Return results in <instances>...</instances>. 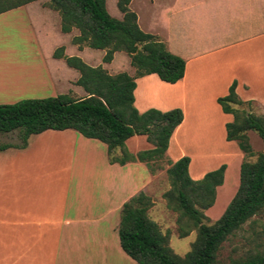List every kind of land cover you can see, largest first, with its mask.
<instances>
[{"label":"crops","instance_id":"1","mask_svg":"<svg viewBox=\"0 0 264 264\" xmlns=\"http://www.w3.org/2000/svg\"><path fill=\"white\" fill-rule=\"evenodd\" d=\"M190 1L191 4L174 7L171 16L195 8V0ZM197 1L215 4L210 16L217 17L216 27H206L205 35L220 41L195 52H187L186 47L180 52L170 50L186 59L183 77L175 83L164 82L156 74L138 77L133 92L134 106L140 113L150 108L163 112L182 110V122L173 131L165 156L172 154L171 162L189 156V174L195 180L226 164L223 162L228 158H237L240 169L244 159L237 143L226 140L225 125L233 116L224 113L217 102L218 97L227 94L233 81L240 99L252 102L246 109L256 115L264 114V0ZM146 2L152 4L153 0H131L128 6L136 13L139 27L157 36L158 30L143 27L137 9ZM43 25L45 35H51L54 29L49 18ZM168 25L172 29H167L169 38L165 45L175 49L174 44L186 40V36L174 33L176 28L184 33L181 27ZM59 31L67 34L61 28ZM72 39L70 43L64 40L49 46L51 68L42 55L41 69L33 70L38 76L34 86L57 87L64 82L62 94L85 97L87 93L77 84L79 72L67 63L71 56L93 67L110 66V74L126 72L119 70L125 68L128 59L124 63L117 61L118 52L104 62L105 50L90 51V47H80ZM98 52H102V65L95 64L93 54ZM62 71L71 76L64 78ZM180 137L186 144L199 147L181 148ZM217 141L225 148H213ZM3 143L12 146L0 150V264H137L120 246V211L131 197L153 192L155 171L138 160L111 162L106 144L73 129L32 134L23 147L20 142ZM151 147L144 135H133L125 141V149L131 154ZM121 151L116 149L114 155ZM197 157L200 163L215 164L193 173L191 168ZM228 166L223 183L216 188V202L221 192L225 203L233 197L232 187H226L225 182ZM237 185L236 181L234 189Z\"/></svg>","mask_w":264,"mask_h":264},{"label":"trees","instance_id":"2","mask_svg":"<svg viewBox=\"0 0 264 264\" xmlns=\"http://www.w3.org/2000/svg\"><path fill=\"white\" fill-rule=\"evenodd\" d=\"M34 1L37 0H0V14ZM130 1L116 0L122 14L116 18L108 13L106 0H48V6L59 13L61 31L78 30L72 39L74 43L105 50L104 62H109L115 52H124L134 73L110 74L102 66H90L77 56L67 57V63L79 72L77 84L87 95L73 98L58 94L0 104L1 134L17 130L19 146L23 147L32 134L48 129H73L106 144L111 162L124 164L138 160L155 171L153 163L165 156L183 112L180 108L164 112L150 108L140 113L134 106L135 80L156 74L164 82L175 83L184 75L186 59L171 52L156 35L139 27L136 13L129 9ZM217 102L224 113L233 116L225 125L226 140L235 141L244 154L238 188L222 215L207 224L205 211L215 202L216 188L223 183L226 164L195 180L189 174V156L169 161L166 173L170 188L163 198L167 208L177 213L179 236L195 230L196 238L184 256L174 253L168 245V236L148 214L153 204L151 198L140 192L123 204L118 226L120 246L137 264H264V248L229 258L227 262L218 259L221 244L246 221L264 212V150L254 160L245 159L254 155L248 131L260 136L264 148V114L256 115L246 109L252 102L240 99L235 81ZM133 135L146 136L152 147L129 153L125 141ZM10 146L0 144V150ZM118 148L121 154L115 156Z\"/></svg>","mask_w":264,"mask_h":264},{"label":"rangeland","instance_id":"3","mask_svg":"<svg viewBox=\"0 0 264 264\" xmlns=\"http://www.w3.org/2000/svg\"><path fill=\"white\" fill-rule=\"evenodd\" d=\"M176 1V0H153L152 4H145L143 7H137L139 14L142 17V24L144 28L158 30V37L163 39L165 44L168 43L166 32L172 29L167 24L171 23L172 26L181 27L179 33L178 28L175 29L177 36H186V40H178L175 52H180L181 49L186 47L187 52H195L217 44L220 39H215L205 35L206 27L209 29L214 28L217 22V17L210 16L212 6L215 4H206L195 0V8L189 10L186 14H175L171 16L170 12L175 9L177 5L183 3L191 4L190 0ZM178 2V3H177ZM133 7H135L133 5ZM106 9L108 13L116 18H121V13L117 8L116 0H106ZM49 12V14H48ZM167 14L170 16L167 18ZM49 18L52 22L53 30L51 35L47 36L44 33L45 25H43ZM214 23V25H213ZM168 29V30H167ZM60 16L57 11H54L48 6V0H37L32 4L15 8L0 14V104L15 103L24 99L44 98L47 96H56L62 94L66 84L62 82L60 86L53 87H38L33 83L38 81V76H34L33 70L35 68L41 69L42 55L44 56L49 67L48 54L49 46L58 44L65 40L70 43L71 39L78 34L77 29H72L66 35L60 31ZM24 33V34H23ZM205 37V38H204ZM170 41V39H169ZM180 41V42H179ZM86 47V45L84 46ZM88 47V46H87ZM173 47V46H172ZM90 51H99L96 49L88 48ZM102 52L94 53L95 64L102 65L101 59ZM117 61H125L124 69L119 71H126L129 74L134 73L133 67L130 65L128 55L124 52H118ZM107 71L110 66H107ZM110 72V71H109ZM114 73V71H111ZM64 78L71 76L70 72H61ZM31 80V84L29 81ZM33 81V82H32ZM77 98L78 95H72ZM0 143L10 142L13 144L19 143V133L17 130L12 131L10 134H1ZM250 143L252 145L254 155L245 159L254 160L257 154L264 150L263 142L260 136L255 131L249 133ZM223 143L218 142L213 148H225ZM181 148L195 149L193 146L186 144L180 137ZM230 150L234 146H229ZM229 149V148H228ZM232 153V151H230ZM173 158L172 154H167L162 159L153 163L157 180L154 181L153 192L149 195L153 204L148 210V214L160 227L162 233L168 236V245L174 253L184 256L191 248L192 242L196 238V231L193 230L187 236L180 237L177 225V213L167 208L166 201L163 198V193L170 188L169 180L166 170L169 167V160ZM195 158L191 172L197 171L199 168H210L215 162L208 161L200 163L199 157ZM169 159V160H168ZM213 159V158H212ZM244 160V159H243ZM223 163L228 164V173L225 179L226 187H232V194L236 192L234 184L237 181L239 184V169L237 158H228ZM238 186V185H237ZM235 190V191H233ZM222 193V192H221ZM218 194L217 202L205 211V223L211 224L217 220L225 210L227 203L223 200V195ZM231 195V196H233ZM264 248V212L253 216L246 221L239 230L230 235L225 240L218 251V259L222 262H227L229 258L240 257L249 251L262 250Z\"/></svg>","mask_w":264,"mask_h":264},{"label":"bare ground","instance_id":"4","mask_svg":"<svg viewBox=\"0 0 264 264\" xmlns=\"http://www.w3.org/2000/svg\"><path fill=\"white\" fill-rule=\"evenodd\" d=\"M23 34H24V33H23ZM197 146L199 147V145H196L195 147H197Z\"/></svg>","mask_w":264,"mask_h":264}]
</instances>
